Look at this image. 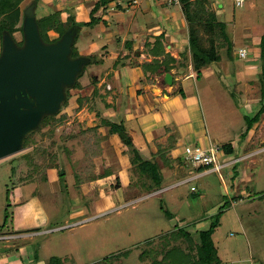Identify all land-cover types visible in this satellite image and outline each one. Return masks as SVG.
<instances>
[{
	"label": "rangeland",
	"instance_id": "rangeland-1",
	"mask_svg": "<svg viewBox=\"0 0 264 264\" xmlns=\"http://www.w3.org/2000/svg\"><path fill=\"white\" fill-rule=\"evenodd\" d=\"M241 1L204 0L206 12L214 14L216 61L200 69V80L188 82L193 97L184 98L198 110L213 144L234 146L237 153L221 156V162L233 164L220 176L184 184L190 174L181 168L170 177V168L179 164L168 151L172 128L161 132L152 158L141 155L129 132L141 160L120 141L101 148L107 122L120 118L103 109L109 98L92 97L99 94L93 80L99 71L89 63L58 112L43 117L22 150L0 159V237L27 236L20 240L34 264H183L187 237L195 244L199 233L209 230L213 264H264V113L250 122L264 98V0ZM29 4L25 0L20 12L3 19L18 43ZM170 23L188 41L186 20L171 17ZM199 33L207 38L202 29ZM49 35L54 39L56 33ZM178 103L187 114L186 101ZM82 132L84 139L76 138ZM99 146L101 155L94 157ZM154 161L161 169L158 185L149 171Z\"/></svg>",
	"mask_w": 264,
	"mask_h": 264
},
{
	"label": "crops",
	"instance_id": "crops-1",
	"mask_svg": "<svg viewBox=\"0 0 264 264\" xmlns=\"http://www.w3.org/2000/svg\"><path fill=\"white\" fill-rule=\"evenodd\" d=\"M27 1L30 4L33 2ZM96 5L98 9L93 12ZM124 5L127 7L124 8ZM21 10L20 4L16 12ZM52 11L60 13V24L48 33H56L54 39L49 35L50 40L61 38L68 31V17H73L77 24L90 23L93 18L90 25L78 27L79 40L74 41L79 58L87 60L95 54L101 57L99 62L93 59L91 63L99 71L97 79H93L99 94L94 93L92 97L109 98L106 101L111 106L106 105L108 107L104 106L103 109L110 111V118H120L117 123L122 122L127 132L137 137L136 147L141 155L145 157L150 154L152 158L154 151H157L158 140L162 138L161 132L172 128L168 135L172 140L168 151L172 155L170 159L177 158L179 164L177 163L175 169L170 168L173 173L169 176L175 177L180 170L178 168L191 177L195 176L194 179L212 174L202 172V168H189L191 170L186 171L179 158L183 146L205 148L215 143L205 127L199 124L198 110L194 109L195 106L189 100L184 99L193 97L186 85L197 79L191 66L190 52L187 50L188 41L170 23L171 17L175 21L184 20L180 7L170 4L168 0L164 3L163 0H38L35 6L36 18L44 17ZM121 20L122 24L119 23ZM73 34L75 40L76 34ZM159 36L162 37L160 41L163 52L156 46ZM183 44L187 45V49H184ZM165 55L173 60L164 61ZM87 64L88 60L84 67ZM167 73L172 76V83L164 86L163 78ZM211 74L206 72L204 75ZM179 99L182 104L185 101L188 104L187 114L185 108L178 103ZM98 130L99 133L103 131ZM118 142L113 135H108L100 146L117 147L120 145ZM185 143L191 145H184ZM244 143L249 142L247 140ZM236 152L235 149L234 153ZM154 157L156 159V155ZM165 161L166 164L171 162ZM154 163L160 169L159 164L155 161ZM175 163L170 164V167ZM14 236L0 237L3 238L0 242L4 243L0 247V264H34L25 241L20 240L27 236Z\"/></svg>",
	"mask_w": 264,
	"mask_h": 264
},
{
	"label": "water",
	"instance_id": "water-1",
	"mask_svg": "<svg viewBox=\"0 0 264 264\" xmlns=\"http://www.w3.org/2000/svg\"><path fill=\"white\" fill-rule=\"evenodd\" d=\"M22 44L3 32L0 49V159L23 148L25 138L44 116L56 114L87 60L71 58L74 34L65 32L55 43L41 39L35 7L23 12ZM172 83L165 74L163 85Z\"/></svg>",
	"mask_w": 264,
	"mask_h": 264
},
{
	"label": "trees",
	"instance_id": "trees-1",
	"mask_svg": "<svg viewBox=\"0 0 264 264\" xmlns=\"http://www.w3.org/2000/svg\"><path fill=\"white\" fill-rule=\"evenodd\" d=\"M24 0H0V38L2 36L3 32L10 31L4 27V16L15 11L18 6L23 2ZM38 0H33L32 5L35 7ZM180 2V8L183 13L184 19L187 22L188 25V49L190 51V61L192 69L195 73V78L199 79L200 77V69L214 63L216 61V49L215 45L213 43V40H211L212 35V19H214V14L210 12H206L205 8V2L204 0H179ZM98 6L96 5L93 8V12L97 11ZM206 16V17H205ZM36 22L38 25L39 33L41 36V39L44 43H55L56 41L60 40V38L55 40H50L48 33L55 29L60 24V13L58 11H52L48 15L36 18ZM93 22V18L90 19V23L87 24H77L74 21L73 17H68V30H71L72 33H75V42L78 36V27L81 26H88ZM199 29L203 30L204 35L208 38H203L201 33H199ZM11 34V33H10ZM162 39L161 36L157 38V47L159 48L160 52H163V45L160 41ZM75 42L72 46V52H71V58H79L78 51L75 47ZM205 43H208V46L205 45ZM22 43H18V45H21ZM155 46V48H157ZM261 50L264 51V43L261 44ZM159 54H163L160 53ZM186 58V57H185ZM88 64L92 63L93 58L88 57ZM173 59L169 55H165L164 61H172ZM95 61V60H94ZM187 61V58H186ZM166 71H169L166 70ZM76 85V82L75 84ZM73 86L68 87L66 90V101L69 98V90L72 89ZM264 113V98H262V101L260 103V108L257 111L256 115L250 120L251 123H254L257 121V118ZM109 123V124H108ZM251 123L248 124V130L251 129ZM109 125V134L108 135H114L116 134L118 140L122 142L124 145H126L130 151L133 153V157L135 160L140 159L141 156L139 155L138 151L133 147L132 140L130 136L127 133V130L123 127L122 122H107ZM107 127V125H106ZM85 132H82L81 135L76 136V138L84 139ZM245 135V133L243 134ZM78 138V139H79ZM108 136L105 138L107 139ZM243 138V137H242ZM104 139H102L103 141ZM85 140L84 142H86ZM100 141V142H102ZM26 142V141H25ZM100 145V144H99ZM98 153L94 157H99L100 154V146L98 147ZM223 154L227 157L229 154H232L234 152V147L232 144H228L221 147ZM237 153V152H236ZM149 171L152 173V180L156 185L160 184V178H159V170L158 166L153 163L150 165ZM210 231H202L199 233V241L194 244L191 237H187V244H186V251L184 252L182 259L180 263L183 264H213L215 262L214 259V253L215 249L212 245V242L210 240ZM195 245V246H193ZM178 260V259H177ZM175 260H172L174 263Z\"/></svg>",
	"mask_w": 264,
	"mask_h": 264
},
{
	"label": "built area",
	"instance_id": "built-area-1",
	"mask_svg": "<svg viewBox=\"0 0 264 264\" xmlns=\"http://www.w3.org/2000/svg\"><path fill=\"white\" fill-rule=\"evenodd\" d=\"M168 2L170 4H175V6L180 7L179 0H168ZM240 3H242L241 0H235L236 5H240ZM239 54L244 55L245 52L243 50H240ZM222 155V149L213 143H211L208 147L205 148L200 146H186L181 152V156H183V159H181V161L184 164L185 168H189L187 166L197 169L202 168L203 172L205 173H216L220 176L221 171L225 169V167H229L231 164H233V161L231 160H228V162L226 163L221 162ZM235 161L238 162V160ZM194 178L195 176H190L187 180L181 183H187L189 181H192Z\"/></svg>",
	"mask_w": 264,
	"mask_h": 264
},
{
	"label": "flooded vegetation",
	"instance_id": "flooded-vegetation-1",
	"mask_svg": "<svg viewBox=\"0 0 264 264\" xmlns=\"http://www.w3.org/2000/svg\"><path fill=\"white\" fill-rule=\"evenodd\" d=\"M13 37V36H12ZM18 43V42H17Z\"/></svg>",
	"mask_w": 264,
	"mask_h": 264
}]
</instances>
